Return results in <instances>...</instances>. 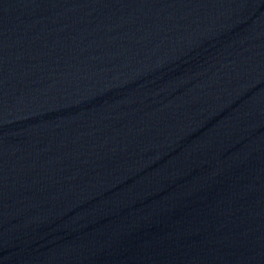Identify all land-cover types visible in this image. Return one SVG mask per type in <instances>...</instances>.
I'll return each instance as SVG.
<instances>
[{
  "label": "water",
  "instance_id": "obj_1",
  "mask_svg": "<svg viewBox=\"0 0 264 264\" xmlns=\"http://www.w3.org/2000/svg\"><path fill=\"white\" fill-rule=\"evenodd\" d=\"M0 264H264V0H0Z\"/></svg>",
  "mask_w": 264,
  "mask_h": 264
}]
</instances>
